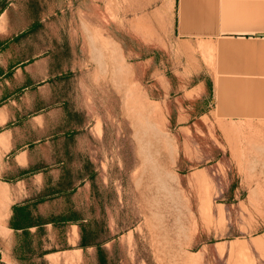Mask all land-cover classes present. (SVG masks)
<instances>
[{"label": "rangeland", "instance_id": "obj_1", "mask_svg": "<svg viewBox=\"0 0 264 264\" xmlns=\"http://www.w3.org/2000/svg\"><path fill=\"white\" fill-rule=\"evenodd\" d=\"M207 1L0 0V264L263 258V26Z\"/></svg>", "mask_w": 264, "mask_h": 264}, {"label": "crops", "instance_id": "obj_2", "mask_svg": "<svg viewBox=\"0 0 264 264\" xmlns=\"http://www.w3.org/2000/svg\"><path fill=\"white\" fill-rule=\"evenodd\" d=\"M196 2H197V15L199 16L200 15V0H196ZM207 3H208V6H210L212 8V10L209 12V14H211L213 16H215L217 13L218 14L223 13V12H219V11L215 10V8L217 6L237 8L238 10L231 12L233 14L245 15V14H252L253 13V14L259 15L260 26H263V31H258L257 35H259L261 32L264 33V0H208ZM249 7H252L254 10L248 11L247 8H249ZM212 22H213V20H212ZM239 26H248V25H239ZM260 28L262 29V27H260ZM237 33L248 34V35L254 34L253 31H246V30L245 31H239ZM260 36H263V38H264V35H260ZM25 67H26V65L23 63V61H20V62L11 66V68L16 69L17 71L22 69V68H25ZM6 72H7L6 69L0 70V78L2 76H4L6 74ZM0 133H2V131ZM28 144L29 143H26V144H23L22 146H20V148H22V149L18 150L15 153V158L20 157V158L24 159V161H17L19 166H21V167H25L27 164ZM10 146L12 147V143ZM25 173L26 172L24 171V172H22L21 175H23ZM45 174H46V171L44 170V168H42V170L38 172L37 176H39L40 178H44ZM83 179H85V178H83ZM222 241L223 240H218V241H216V243L218 244V243H221ZM219 252L225 253L227 251L226 250L225 251L220 250ZM255 264H264V231H263V258H260V261L259 262L256 261Z\"/></svg>", "mask_w": 264, "mask_h": 264}, {"label": "trees", "instance_id": "obj_3", "mask_svg": "<svg viewBox=\"0 0 264 264\" xmlns=\"http://www.w3.org/2000/svg\"><path fill=\"white\" fill-rule=\"evenodd\" d=\"M43 199V196H40L36 201H41ZM59 219L63 220H73V214L67 215V216H62ZM54 219L49 220V222H53ZM76 222L80 229H81V245H87V239L84 234V229H83V223L82 222ZM44 221H41L40 216L35 215L32 211V206L31 202H18L14 203L12 205V214L9 219V225L15 229V230H22L24 232H27V230L32 227H40ZM98 256L99 260L102 263L103 262V254L99 250L98 251Z\"/></svg>", "mask_w": 264, "mask_h": 264}, {"label": "water", "instance_id": "obj_4", "mask_svg": "<svg viewBox=\"0 0 264 264\" xmlns=\"http://www.w3.org/2000/svg\"><path fill=\"white\" fill-rule=\"evenodd\" d=\"M259 35H264V33H263V32H261Z\"/></svg>", "mask_w": 264, "mask_h": 264}]
</instances>
